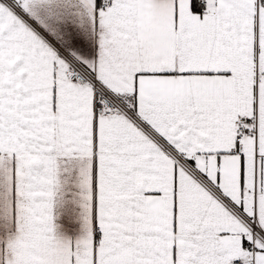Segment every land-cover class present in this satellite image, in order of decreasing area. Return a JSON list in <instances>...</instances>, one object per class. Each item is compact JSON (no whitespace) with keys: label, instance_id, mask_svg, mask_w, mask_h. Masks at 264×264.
I'll list each match as a JSON object with an SVG mask.
<instances>
[{"label":"snow or ice","instance_id":"obj_1","mask_svg":"<svg viewBox=\"0 0 264 264\" xmlns=\"http://www.w3.org/2000/svg\"><path fill=\"white\" fill-rule=\"evenodd\" d=\"M0 264H264V0H0Z\"/></svg>","mask_w":264,"mask_h":264}]
</instances>
